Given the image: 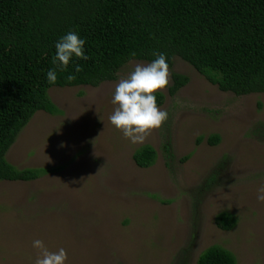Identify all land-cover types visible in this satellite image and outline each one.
Wrapping results in <instances>:
<instances>
[{
    "label": "rangeland",
    "instance_id": "obj_1",
    "mask_svg": "<svg viewBox=\"0 0 264 264\" xmlns=\"http://www.w3.org/2000/svg\"><path fill=\"white\" fill-rule=\"evenodd\" d=\"M143 60L113 80L51 86L61 110L36 111L5 153L18 168H54L35 179L0 180V264H34L32 241L63 247L66 264H196L211 245L236 264H264V92L222 91L179 57L169 69L188 77L158 106L168 118L143 144L110 124L112 93ZM213 134L219 140L212 144ZM148 144L153 163L138 166ZM235 217L223 230L215 216Z\"/></svg>",
    "mask_w": 264,
    "mask_h": 264
},
{
    "label": "trees",
    "instance_id": "obj_2",
    "mask_svg": "<svg viewBox=\"0 0 264 264\" xmlns=\"http://www.w3.org/2000/svg\"><path fill=\"white\" fill-rule=\"evenodd\" d=\"M70 30L85 40L88 58L74 57L63 72L57 68L56 83L49 84L54 43ZM160 52L168 67L179 57L222 91L264 92V0H0V180L28 181L54 169L18 168L5 157L36 111L61 112L49 97L51 86H95L115 79L129 60L151 62ZM187 81L172 72L168 93ZM163 98L157 91L158 106ZM218 140L209 137L212 144ZM132 157L148 167L155 151L144 144ZM215 223L227 230L235 217L220 212ZM196 264L236 262L229 250L211 245Z\"/></svg>",
    "mask_w": 264,
    "mask_h": 264
},
{
    "label": "clouds",
    "instance_id": "obj_3",
    "mask_svg": "<svg viewBox=\"0 0 264 264\" xmlns=\"http://www.w3.org/2000/svg\"><path fill=\"white\" fill-rule=\"evenodd\" d=\"M85 40L76 31H68L54 43L55 54L52 56L54 67L45 73L49 84L57 80L56 69L66 71L73 58L88 57L84 51ZM155 59L147 64H136L125 78H121L112 93L111 103L115 106L108 120L123 137L132 144H143L151 130L159 128L168 118L166 110L156 103L157 91H162L169 84V69L163 52L154 53ZM75 71L81 66L75 65ZM73 77L68 76L71 80ZM257 200L264 201V185L257 189ZM37 249L34 264H66L67 252L63 247L49 251L40 239L32 241Z\"/></svg>",
    "mask_w": 264,
    "mask_h": 264
}]
</instances>
